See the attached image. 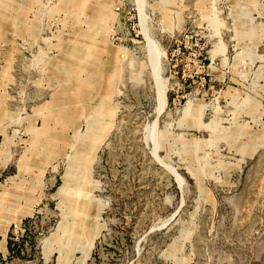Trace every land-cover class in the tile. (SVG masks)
I'll use <instances>...</instances> for the list:
<instances>
[{
  "label": "rangeland",
  "instance_id": "rangeland-1",
  "mask_svg": "<svg viewBox=\"0 0 264 264\" xmlns=\"http://www.w3.org/2000/svg\"><path fill=\"white\" fill-rule=\"evenodd\" d=\"M0 202V264H264V0H0Z\"/></svg>",
  "mask_w": 264,
  "mask_h": 264
},
{
  "label": "bare ground",
  "instance_id": "bare-ground-1",
  "mask_svg": "<svg viewBox=\"0 0 264 264\" xmlns=\"http://www.w3.org/2000/svg\"><path fill=\"white\" fill-rule=\"evenodd\" d=\"M154 60V59H153ZM156 60V59H155ZM161 97H162V101L165 102V96H164V92H161ZM0 208H1V202H0Z\"/></svg>",
  "mask_w": 264,
  "mask_h": 264
}]
</instances>
